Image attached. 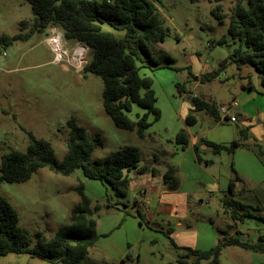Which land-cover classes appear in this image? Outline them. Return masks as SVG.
Masks as SVG:
<instances>
[{
    "label": "rangeland",
    "instance_id": "rangeland-1",
    "mask_svg": "<svg viewBox=\"0 0 264 264\" xmlns=\"http://www.w3.org/2000/svg\"><path fill=\"white\" fill-rule=\"evenodd\" d=\"M237 1L248 7V0H158L156 5L167 36L162 43L148 41L158 68L141 69V74L152 80L161 117L143 138L134 131L114 126L103 109V84L99 76L78 73L65 62L53 61V51L46 42L49 30L35 32L29 39L16 41L8 47L0 45V159L12 151L25 152L31 134L37 140L47 141L54 150L57 163L62 162L69 138L66 122L74 118L88 137L100 136L102 146L94 149L90 163L101 164L111 152L122 146H133L140 151L142 165L163 169L167 163L175 161L169 153L179 147L168 140L184 127V116L190 108L188 92L217 107L236 99L237 123L217 124L213 118L202 114L198 116L193 132H202L209 141L232 142L242 141L239 130L248 128L247 138L255 143L238 150L230 162L233 160L240 180L235 182L233 198L245 205L252 217L233 225L223 210L225 193H218L216 184H209L212 185L210 190H215L211 196L199 193L197 200L189 197L188 201L195 207L188 211V220L192 229H207L210 234L221 229L228 237L237 235L242 241H254L252 236L264 228V223L258 219L264 218V95L259 77L252 68H239L228 61L232 51L240 46L227 34L231 11ZM214 12L224 16L223 24L213 16ZM33 19L30 5L24 0H0V36L26 34L32 29ZM103 28L118 38L124 35L123 31H115L106 25ZM56 33L61 37L63 50L71 52L76 42L64 39L59 29ZM219 41L222 44H218ZM89 59L88 51L86 61ZM219 61L227 62L217 77L199 82L190 91L196 80L194 77L199 79L201 73L218 71ZM245 69L251 72L244 74ZM248 83L252 85L250 91L246 88ZM180 85L186 90L181 94L177 92ZM135 111L142 112L134 108L129 114L131 120H135ZM252 153L257 157L252 160L253 164L250 163ZM201 157L215 162L214 166L208 167L202 164V171L214 176L223 186L219 158L210 149L203 151ZM205 179L204 175V183L199 186L203 193ZM79 184L83 185L91 207L99 205L100 209L93 214L97 238L87 257L78 264H211L212 257L197 261L195 256L178 247L176 237L167 225L170 220L155 213L153 195L140 197L135 184L123 199H117L105 185L84 178L81 170L62 176L45 167L38 169L24 183L0 181V196L15 210L19 227L28 233L31 245H34L36 233L49 240L59 227L69 224L70 212L80 201L75 191ZM187 184L185 187L190 185ZM136 200L143 201L144 206L137 207ZM116 202H119L116 207H108ZM256 208L259 211H254ZM0 264L52 263L22 253L0 256ZM217 264H264V252L224 247Z\"/></svg>",
    "mask_w": 264,
    "mask_h": 264
},
{
    "label": "trees",
    "instance_id": "trees-1",
    "mask_svg": "<svg viewBox=\"0 0 264 264\" xmlns=\"http://www.w3.org/2000/svg\"><path fill=\"white\" fill-rule=\"evenodd\" d=\"M30 5L34 17L32 29L26 34L13 36L1 35L0 45L11 46L16 41L27 40L35 32L44 33L50 29L61 30L64 39L80 43L88 48L90 59L84 66L83 74H94L102 80V105L116 128L135 132L140 138L157 121L161 113L156 107V96L151 78L142 75L141 69L155 70L158 63L152 58L148 41L164 42L167 29L157 8L158 0H24ZM213 16L223 24L224 16L214 12ZM106 25L115 31H123L121 38L105 30ZM227 34L240 46L228 57L237 67H250L259 77L264 95V0H248V7L237 1L231 11ZM218 44H222L219 41ZM227 61L219 63L218 71L206 72L199 78L201 83L217 77ZM196 78V77H194ZM252 89V86L250 87ZM177 92H184L183 85L177 86ZM191 110L185 118V124L196 123L197 112H205L214 120H219L218 108L212 102L198 97L190 98ZM134 108L135 120L129 118ZM69 138L67 153L62 162L57 163L54 150L45 140H37L29 134V144L25 152L12 151L1 156L0 181L6 183H24L41 168L48 167L56 174L69 176L81 170L84 178L98 181L117 199H123L129 189L127 173L136 169L141 162L138 148L122 146L111 152L101 164L90 163V157L97 146H102L99 135L88 137L85 129L76 124L74 118L66 122ZM247 129H240L239 135L247 139ZM174 143L183 149L187 145V134L179 131ZM215 155L221 152L232 154L238 147L237 141L228 146L205 142ZM196 160L202 162L199 149L195 150ZM145 169H138L142 174ZM229 181L222 200L224 213L235 222L252 217L247 207L235 200V182L239 181L236 172ZM176 169L168 166L162 181L169 189L178 185ZM80 201L75 205L69 217V224L57 229L49 240L36 233L35 244L31 245L28 233L19 227L18 216L8 201L0 196V256L27 253L52 264H78L88 255L96 235V221L93 219L99 205L91 207L90 199L84 193L83 185L76 188ZM108 199H111L108 198ZM119 202L108 204L116 207ZM124 205V204H123ZM126 207V205H124ZM254 211H259L258 208ZM264 223L263 217H258ZM217 239L216 245L207 250L183 249L196 260L209 259L217 264V258L224 247L236 246L254 253L264 252V228L252 242L242 241L237 235Z\"/></svg>",
    "mask_w": 264,
    "mask_h": 264
},
{
    "label": "crops",
    "instance_id": "crops-1",
    "mask_svg": "<svg viewBox=\"0 0 264 264\" xmlns=\"http://www.w3.org/2000/svg\"><path fill=\"white\" fill-rule=\"evenodd\" d=\"M218 63H220V61ZM63 67L64 65L62 66V68ZM250 72H251L250 69L244 70V74H249ZM202 74L204 73H201L200 76ZM194 79L196 80L193 81L194 83H192L190 91H192L200 82L198 78H194ZM251 86H252L251 83H248L246 85V88L248 91L251 90L250 88ZM185 91L186 90L184 89V92ZM186 96L188 97L189 103H190V98L195 97L189 92L186 94ZM234 100L237 101L236 99H233L232 101ZM204 101H207V100H204ZM232 101L224 106L225 107L229 106L232 103ZM207 102H210V101H207ZM221 107L223 106L217 107L218 114H219V109ZM236 108L232 110V113L236 117L235 122H230L228 118H223L220 114H219V120H214V119L213 120L217 124H222V122H226L230 124L237 123V109ZM190 110H191V105H190V108H188L186 115L184 116V127L182 129L187 134V145L183 149H181L180 146L177 145L179 147L178 150H176L172 154L169 153V156L172 157L171 159H175V161L167 163L163 169H160V168L158 169L154 165L147 166V165H142L141 163H139L136 169H132L127 173V177L129 179V189L133 187V184H135L134 185L136 186L135 189L139 192L140 197H143L149 194L153 195V200L154 202H156L155 213L156 215L166 216L170 221H172V222L168 221L167 225L169 229L171 230V233L173 232L172 234L175 235L176 237L175 241L177 242V245L179 248L207 251L216 245L217 239H218L217 235H219V237H223L219 232L223 230L216 229L213 233L211 232L210 234L209 233L210 231L207 229H204L203 231L192 229L191 222L188 220V217H190V215L188 214V211H192V208L195 207V204L190 203L188 201L189 197L192 199L195 198V200H197L196 198L200 197L199 193H201L202 195L211 196V193H213L215 190L214 189L210 190L212 185H209V184H214V185L216 184L218 193L219 192L226 193L228 185H229V181L233 177L231 170L232 169L234 170V166H233L234 162L233 160H231L230 162V159H232L234 155H236L238 150H242L245 147H249L250 143L254 144L255 142L249 138L245 140L242 139V141H237L239 145L232 154H229L227 152H221L220 154L215 155L212 151V148L207 146L205 142H210V143L224 145V146H228L231 142L229 141L228 142L227 141H223V142L209 141V140H206V138H204V135L202 132H193L194 127L197 124L198 120H196V123L194 125L185 124V118L189 114ZM202 114H206V113L197 112L195 114L196 119L198 118V116ZM205 116H207V114ZM168 141L170 144H175L174 138ZM197 148L199 149L198 155L200 156L202 162H198L196 160L195 150ZM208 149L211 150V153L214 156L219 158L218 162L220 163L221 168H222L221 176L224 180L222 184L223 186H221L220 183L217 182V179L214 176L204 173V169L202 171V168H203L202 164L204 165V167L215 165V162L213 160H204L201 157V153L205 150L207 151ZM252 156L253 157L251 158V162H250L251 164H253L252 160H256L257 158L255 157V155H253V153H252ZM168 166H174L176 169L175 178L178 181V185L174 189H169L166 185H164L162 181L163 174L165 173ZM259 168H262L261 165ZM138 169H145V171L142 174H139ZM259 172H262L261 169H259ZM204 175L206 177L205 193L199 190V186L202 185V182L204 183L203 181ZM137 180H139L138 184H136ZM237 182H240V180ZM187 183H189L190 184L189 186H192V187H189V186L185 187ZM225 187H226V190H224ZM260 192H262V190ZM199 201L203 202V200H199ZM207 201L208 200H206V202ZM135 204L137 205V207L144 206V202L140 200H136ZM227 218L229 217L227 216ZM236 223L237 222L232 221L233 225ZM215 232L216 234H214ZM235 232L237 233V231ZM260 232L261 230L257 232L255 236H252V239L255 240L256 237L260 234Z\"/></svg>",
    "mask_w": 264,
    "mask_h": 264
},
{
    "label": "built area",
    "instance_id": "built-area-1",
    "mask_svg": "<svg viewBox=\"0 0 264 264\" xmlns=\"http://www.w3.org/2000/svg\"><path fill=\"white\" fill-rule=\"evenodd\" d=\"M50 36L47 37L46 42L50 45L53 54H54V62L61 63L65 62L66 66H70L74 68V70L78 73L83 71L84 66L87 64L86 55L88 52V48L80 43H76V46L71 50V52L63 50L61 41V37L58 33H56V29H50ZM5 56V53H3ZM238 106L237 101H232V103L225 107H221L219 109V114L223 118H228L230 122H235L236 117L231 112Z\"/></svg>",
    "mask_w": 264,
    "mask_h": 264
}]
</instances>
